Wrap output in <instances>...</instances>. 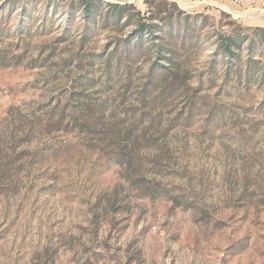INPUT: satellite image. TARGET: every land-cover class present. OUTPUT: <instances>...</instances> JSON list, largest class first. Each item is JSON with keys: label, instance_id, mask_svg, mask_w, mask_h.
I'll return each mask as SVG.
<instances>
[{"label": "rangeland", "instance_id": "obj_1", "mask_svg": "<svg viewBox=\"0 0 264 264\" xmlns=\"http://www.w3.org/2000/svg\"><path fill=\"white\" fill-rule=\"evenodd\" d=\"M91 1L0 0V264H264V0Z\"/></svg>", "mask_w": 264, "mask_h": 264}, {"label": "trees", "instance_id": "obj_2", "mask_svg": "<svg viewBox=\"0 0 264 264\" xmlns=\"http://www.w3.org/2000/svg\"><path fill=\"white\" fill-rule=\"evenodd\" d=\"M81 2H83V4H84V10H85L86 14L89 15L91 12L90 8L92 7L93 2L91 0H81ZM116 8L117 9L114 12V16L117 19V18H120L122 16V13H123L125 7H124V5L123 6L116 5ZM225 48H226V52L232 53L230 46H226Z\"/></svg>", "mask_w": 264, "mask_h": 264}]
</instances>
